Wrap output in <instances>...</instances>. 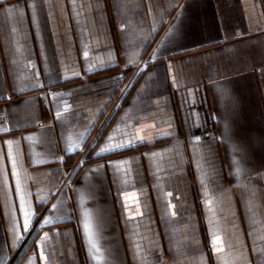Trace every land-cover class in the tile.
<instances>
[{"label":"crops","instance_id":"0c3cea01","mask_svg":"<svg viewBox=\"0 0 264 264\" xmlns=\"http://www.w3.org/2000/svg\"><path fill=\"white\" fill-rule=\"evenodd\" d=\"M0 112V264H264V0H0Z\"/></svg>","mask_w":264,"mask_h":264},{"label":"built area","instance_id":"2783aa9c","mask_svg":"<svg viewBox=\"0 0 264 264\" xmlns=\"http://www.w3.org/2000/svg\"><path fill=\"white\" fill-rule=\"evenodd\" d=\"M5 119V114L3 112H0V123L3 122Z\"/></svg>","mask_w":264,"mask_h":264},{"label":"rangeland","instance_id":"374dc122","mask_svg":"<svg viewBox=\"0 0 264 264\" xmlns=\"http://www.w3.org/2000/svg\"><path fill=\"white\" fill-rule=\"evenodd\" d=\"M72 158H73V161H74L75 158L77 159V155L72 157ZM80 161H83V159H79L77 162H80Z\"/></svg>","mask_w":264,"mask_h":264}]
</instances>
